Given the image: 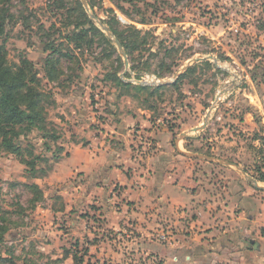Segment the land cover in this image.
<instances>
[{
  "label": "rangeland",
  "instance_id": "1",
  "mask_svg": "<svg viewBox=\"0 0 264 264\" xmlns=\"http://www.w3.org/2000/svg\"><path fill=\"white\" fill-rule=\"evenodd\" d=\"M0 22L9 65L33 64L47 120L9 136L21 155L0 134V264H181L151 248L180 227L166 219L142 232L125 215L109 229L104 209L86 203L88 188L108 184L117 213L122 203L132 212L122 174L138 182L162 133L234 164L219 183L234 180V197L253 191L248 179L264 186V0H0ZM72 154L102 165L77 171Z\"/></svg>",
  "mask_w": 264,
  "mask_h": 264
},
{
  "label": "crops",
  "instance_id": "2",
  "mask_svg": "<svg viewBox=\"0 0 264 264\" xmlns=\"http://www.w3.org/2000/svg\"><path fill=\"white\" fill-rule=\"evenodd\" d=\"M161 137L160 152L149 162L145 172L140 171L136 184L122 174L123 189L119 191V197L122 201L127 199L130 205L134 203L132 212L122 203V213H117L121 208L114 209L115 197L108 184L98 183L88 188L86 203L104 209L109 229H117L125 215L133 222L132 226L142 232H149L150 228L164 229L166 223H171L175 229L180 227L181 231L171 232L168 229L172 226L167 228L166 233L172 236L168 247L154 242L151 246L162 254L172 252L175 262L264 264V186L248 179L253 191L245 186L241 196L234 197V180L226 181L229 186L224 191L219 186L223 178L221 171H233L234 164L203 154L193 157L181 150L179 141L172 144L171 133H162ZM71 156L77 171L84 168L97 170L102 165L93 156L86 162ZM105 170L95 171L104 183ZM256 224L261 225V230L255 228Z\"/></svg>",
  "mask_w": 264,
  "mask_h": 264
},
{
  "label": "trees",
  "instance_id": "3",
  "mask_svg": "<svg viewBox=\"0 0 264 264\" xmlns=\"http://www.w3.org/2000/svg\"><path fill=\"white\" fill-rule=\"evenodd\" d=\"M90 6V5H89ZM91 9L94 10L93 5ZM85 16L87 14L84 12ZM87 23L92 25L94 30H98L95 23L87 16ZM110 30L118 38L124 48H128L123 39V34L114 26L110 25ZM138 30H134V35L139 38ZM4 33V24L0 22V36ZM120 86L130 88L131 84L123 83L117 78ZM38 80L34 72L33 64L23 59L19 66H11L7 61L5 46L0 44V134L3 136L4 145L13 154L21 155L22 150L15 146L10 135L18 136L17 129L30 132L33 129L46 130L45 114V94L37 90ZM137 86V89H143ZM44 113V114H43ZM34 162H27L32 166V172L37 173V166ZM260 180L264 182V173L261 172ZM77 255V254H76ZM73 261L78 263L77 257ZM80 264L83 259L80 258Z\"/></svg>",
  "mask_w": 264,
  "mask_h": 264
},
{
  "label": "water",
  "instance_id": "4",
  "mask_svg": "<svg viewBox=\"0 0 264 264\" xmlns=\"http://www.w3.org/2000/svg\"><path fill=\"white\" fill-rule=\"evenodd\" d=\"M85 6H86V8L88 9L89 7H88V5L85 3ZM104 30L108 33V35L110 36V37H113V33L108 29V28H104ZM117 42V41H116ZM117 44H118V46H119V48L121 49L122 47H121V45L117 42ZM124 57H125V55H124ZM209 115H210V113L207 115V117H209ZM207 123H208V118L205 120V122H204V124H203V127L202 128H196L194 131H200V130H202V129H204L205 127H206V125H207ZM189 156V155H188ZM190 156H192V155H190ZM193 157H194V155H193ZM196 157V156H195ZM254 184H257L255 181H252Z\"/></svg>",
  "mask_w": 264,
  "mask_h": 264
},
{
  "label": "bare ground",
  "instance_id": "5",
  "mask_svg": "<svg viewBox=\"0 0 264 264\" xmlns=\"http://www.w3.org/2000/svg\"><path fill=\"white\" fill-rule=\"evenodd\" d=\"M220 97V96H219Z\"/></svg>",
  "mask_w": 264,
  "mask_h": 264
}]
</instances>
